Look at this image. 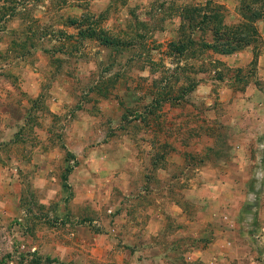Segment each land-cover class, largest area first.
<instances>
[{
  "label": "rangeland",
  "instance_id": "rangeland-1",
  "mask_svg": "<svg viewBox=\"0 0 264 264\" xmlns=\"http://www.w3.org/2000/svg\"><path fill=\"white\" fill-rule=\"evenodd\" d=\"M241 4L0 0V264H116L93 236L109 231L121 194L106 170L105 147L117 139L178 152L189 165L229 160L235 131L225 121L257 63L204 45L238 32ZM50 88L61 93V115L45 112L47 93L36 96ZM42 128L50 137L37 143ZM44 141L45 158L33 156ZM69 155L89 172L65 189Z\"/></svg>",
  "mask_w": 264,
  "mask_h": 264
},
{
  "label": "crops",
  "instance_id": "crops-1",
  "mask_svg": "<svg viewBox=\"0 0 264 264\" xmlns=\"http://www.w3.org/2000/svg\"><path fill=\"white\" fill-rule=\"evenodd\" d=\"M256 24L264 44V23ZM253 45L236 55L245 65L252 60L257 65L255 77L238 93V104L234 100L230 106L232 121H225L234 128L236 144L227 162L189 165L178 152L150 146L143 151L134 137L105 147L112 188L122 195L111 202L109 231L93 237L96 244L105 242L100 252L112 255L111 263L264 264V48L253 53ZM56 90L37 91L38 97L47 93L43 100L47 113L65 112ZM233 92L227 93L230 98ZM52 93L58 97L51 99ZM45 122L47 127L54 124ZM21 124L25 126V121ZM48 129L37 131V143L48 140ZM47 148L44 145L33 156L45 158ZM71 165L69 177L86 180L87 167L76 157ZM66 167L65 160L63 174ZM121 255L129 261L121 263Z\"/></svg>",
  "mask_w": 264,
  "mask_h": 264
},
{
  "label": "trees",
  "instance_id": "trees-1",
  "mask_svg": "<svg viewBox=\"0 0 264 264\" xmlns=\"http://www.w3.org/2000/svg\"><path fill=\"white\" fill-rule=\"evenodd\" d=\"M241 2V14L246 22L241 23L238 32L234 33L231 37L223 38L222 33H217V39H215L212 45L211 43L204 45L206 49H213L215 53L221 55H231L245 49L251 44H255L258 33L253 25L264 16V8L251 9V6L262 5L264 0H241ZM71 159H74V155H69L66 158L67 167L62 177L65 189L69 188L67 183L68 177L74 170V166L71 165Z\"/></svg>",
  "mask_w": 264,
  "mask_h": 264
},
{
  "label": "built area",
  "instance_id": "built-area-1",
  "mask_svg": "<svg viewBox=\"0 0 264 264\" xmlns=\"http://www.w3.org/2000/svg\"><path fill=\"white\" fill-rule=\"evenodd\" d=\"M253 261H256L255 259H253Z\"/></svg>",
  "mask_w": 264,
  "mask_h": 264
}]
</instances>
